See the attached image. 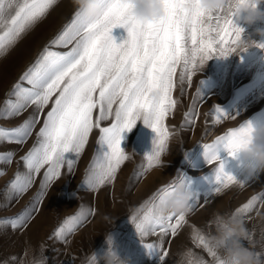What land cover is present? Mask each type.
I'll use <instances>...</instances> for the list:
<instances>
[{
	"label": "snow or ice",
	"instance_id": "6c2138e0",
	"mask_svg": "<svg viewBox=\"0 0 264 264\" xmlns=\"http://www.w3.org/2000/svg\"><path fill=\"white\" fill-rule=\"evenodd\" d=\"M59 0H0V57L32 29ZM166 15L154 24H137L129 15L128 0H100L102 16L94 23L86 22L83 9L76 8L71 22L41 51L35 63L13 86L5 107L0 110V118L10 119L21 115L29 107L33 113L19 126L0 127V141L23 145L36 133L37 142L21 157L27 174L17 172L10 183L12 195H21L33 183V176L43 172L37 202L43 197L49 185L58 179L66 167L72 172L78 159L89 143L92 132L98 131L97 144L102 155L94 156L90 174L85 180L90 188L96 189L114 181L118 170L130 157L121 148L122 134L131 131L137 120H142L156 133L152 151L145 155L141 165L143 172L161 165L162 155L167 151L172 131L166 118L173 113L177 100L173 98L176 76L179 70L181 91L186 83H191L194 74L211 59L228 57L243 52L237 45L244 29L239 27L231 14L216 12L205 14L202 10L187 5H195L197 0H162ZM123 27L127 38L117 44L111 35L112 29ZM69 51L59 52L53 47H67ZM264 49V43L258 44ZM27 84L28 87L23 86ZM202 100L197 89L193 107L185 113V123H195L196 104ZM51 105L45 114L44 109ZM214 125L225 120H234L238 112H229L216 106L208 114ZM104 121H110L103 126ZM253 121H244L238 127L228 129L210 144H204V158L208 164L218 162L212 186L203 193L206 202L214 193L239 186L244 188L257 174L241 176L226 170L228 160L220 156L223 150L227 157L236 160L229 149L247 135ZM257 125V124H256ZM15 153L9 151L0 155V162L11 163ZM4 175L0 170V176ZM191 191L190 182L180 174L167 186L158 190V203H153L157 194L145 204L148 210L132 222L141 238L159 234L161 237H175L187 223V216L198 207L201 194L192 192L189 211L181 216H163L159 212L163 195L171 194L177 185ZM260 204L264 207V191L253 195L236 209L240 214L251 212ZM92 210H81L66 218L53 232V237L67 242L68 235L84 223ZM30 213L25 210L16 218L0 220V224H10L12 228L23 226ZM206 235L193 227L191 238L196 247L202 248L211 261L189 249L194 264H223L220 254L205 243ZM149 254L157 253L161 264H165L167 251L163 243L144 244ZM264 262V255L256 252ZM34 264H45L43 259ZM86 264H98V255L92 254Z\"/></svg>",
	"mask_w": 264,
	"mask_h": 264
},
{
	"label": "rangeland",
	"instance_id": "374dc122",
	"mask_svg": "<svg viewBox=\"0 0 264 264\" xmlns=\"http://www.w3.org/2000/svg\"><path fill=\"white\" fill-rule=\"evenodd\" d=\"M260 7L264 9V5ZM76 10L70 0H59L0 57V110L8 98L14 99L10 97L13 86L20 82L22 74L35 63L44 47L71 22ZM241 27L244 29L242 38L264 43V35L257 34V29L264 31V23ZM111 35L117 44L127 38L123 27L113 28ZM72 46L53 47L52 50L66 52ZM175 80L173 98L178 103L165 121L173 134L161 157V165L143 175L141 165L146 163L145 155L152 151L156 133L142 120H137L131 131L122 134L121 148L130 158L118 170L114 181L96 189L85 184L94 156L102 155L97 144L99 133L94 130L73 171L62 169L61 176L49 185L39 202L45 169L33 176L32 186L21 195H12L9 186L17 172L27 174L21 157L37 142L36 133L42 121L23 145L0 141V155L9 151L15 153L11 163L0 162V170L4 172L0 176V220L16 218L25 210L30 213L23 226L12 228L10 224H0V264H34L37 259H43L45 264H86L93 253L98 255L100 264L99 255L109 246L108 235L127 264H161L159 255L149 254L145 248L144 244L148 243H163L164 251L168 252L165 264H177V253L189 249L211 261L202 248L194 245L193 227L205 235L214 232L211 222L214 212L236 211L253 195L264 191V172L257 173L244 188L229 187L219 194L214 193L205 202L203 193L212 186L218 162L207 163L203 145L212 143L217 136L244 121L264 124V49L254 46L228 57L214 55L194 74L191 83L183 86V91L179 70ZM23 86L28 87L26 83ZM197 89H200L202 100L195 107V123L189 125L185 123V113L193 107ZM216 106L239 115L234 120L214 125L208 114ZM50 107L44 109L45 114ZM32 113L33 108L29 107L19 116L0 118V127L19 126ZM102 123L107 126L110 121ZM220 156L228 160L226 170L239 178L241 163L228 158L223 150ZM180 174L190 182L192 192L201 194L198 207L187 216V223L175 237H161L157 233L141 238L132 222L133 215L142 216L151 206L145 201L154 194L157 195L152 202L158 203V190L177 180ZM82 209H90L93 214L68 235L67 242L54 238V230ZM242 215L251 236L244 242L245 246L264 255V207L257 204L251 212Z\"/></svg>",
	"mask_w": 264,
	"mask_h": 264
},
{
	"label": "clouds",
	"instance_id": "9594fccd",
	"mask_svg": "<svg viewBox=\"0 0 264 264\" xmlns=\"http://www.w3.org/2000/svg\"><path fill=\"white\" fill-rule=\"evenodd\" d=\"M70 2L74 7L83 9L86 22L94 23L102 16L100 0H70ZM128 3L130 5L128 15L137 24H154L166 15L162 0H128ZM261 5H264V0H197L195 5L190 4L186 7L189 9L196 7L205 14L221 11L231 14L236 24L241 27V25L252 26L264 23V9H261ZM257 34L264 35V31L257 29ZM254 46L257 47L258 43L244 38H241L237 45L242 51ZM229 150L235 154L245 174L264 172V124H254L251 131L241 137ZM191 200L192 192L178 184L171 194L162 196L159 212L163 216L184 215L189 211ZM211 222L214 225V232L206 235L205 243L220 254L223 264H264L251 247L245 246L244 242L250 240L251 236L242 214L236 211H216ZM106 242L109 246L102 255H99L100 264H127V261L119 255L110 235L106 237ZM177 257V264H194L189 250L178 252Z\"/></svg>",
	"mask_w": 264,
	"mask_h": 264
}]
</instances>
